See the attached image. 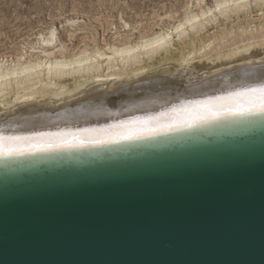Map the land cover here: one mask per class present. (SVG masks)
Masks as SVG:
<instances>
[{
	"label": "water",
	"instance_id": "obj_1",
	"mask_svg": "<svg viewBox=\"0 0 264 264\" xmlns=\"http://www.w3.org/2000/svg\"><path fill=\"white\" fill-rule=\"evenodd\" d=\"M0 264H264V116L0 162Z\"/></svg>",
	"mask_w": 264,
	"mask_h": 264
},
{
	"label": "bare ground",
	"instance_id": "obj_2",
	"mask_svg": "<svg viewBox=\"0 0 264 264\" xmlns=\"http://www.w3.org/2000/svg\"><path fill=\"white\" fill-rule=\"evenodd\" d=\"M215 3L194 0L182 16H168L174 20L145 33L140 31L135 39L117 38L101 46L92 35L93 45L86 42L73 52L68 41L79 29L74 28L78 25L75 18L65 21L74 28L67 35L68 41L58 37L59 29L54 26L37 33L35 45L16 58L0 57V132L19 135L97 128L137 116H155L187 100L223 95L260 82L264 79V3L247 0L205 16V10L211 11ZM253 6L260 11L258 21L224 22L231 16L243 15L245 19ZM196 15L202 18L176 33L177 25ZM221 19L223 26H216ZM211 26H216V31L208 32ZM207 28L208 33H203ZM168 32L173 35L165 44L143 46ZM256 116L264 115L229 116L141 139L0 157V162L148 143Z\"/></svg>",
	"mask_w": 264,
	"mask_h": 264
},
{
	"label": "rangeland",
	"instance_id": "obj_3",
	"mask_svg": "<svg viewBox=\"0 0 264 264\" xmlns=\"http://www.w3.org/2000/svg\"><path fill=\"white\" fill-rule=\"evenodd\" d=\"M193 1L0 0V57L16 58L21 52L35 45L37 33L45 32L51 26L58 28V37L67 41L68 33L73 32L76 27L79 28L75 30L72 41H68L71 52L84 46L86 42L93 45L92 37H90L92 35L101 46L104 41L113 42L117 38L124 39L128 36L135 39L140 31L145 33V30L149 31L151 28L158 27L159 24H168L174 20L168 16L173 18L182 16L187 5L192 4ZM208 1L211 2V0ZM253 9L250 7L248 10L251 11L248 12L251 14H248L250 18L248 15L245 19L243 15L242 18L231 16L224 22L235 24L247 19L256 22L259 20L257 14L260 11L257 13L254 6ZM70 18L77 20L78 25L74 28L66 26L65 21ZM125 22L129 25H125ZM222 22V19L217 20V25H214H221ZM216 26L209 27L210 30L204 29L203 33L207 30L211 33L216 31ZM222 26L223 24L220 27Z\"/></svg>",
	"mask_w": 264,
	"mask_h": 264
},
{
	"label": "snow or ice",
	"instance_id": "obj_4",
	"mask_svg": "<svg viewBox=\"0 0 264 264\" xmlns=\"http://www.w3.org/2000/svg\"><path fill=\"white\" fill-rule=\"evenodd\" d=\"M261 2L264 3V0ZM244 3H247V0H216L211 11L205 10L204 15L219 13L221 10L229 9L233 4L239 6ZM201 18L200 15L188 17L176 26V33H181ZM172 35V32H168L155 37L151 42H145L143 46L145 48L161 46L170 40ZM254 115H264V79L255 84L238 87L223 95L184 101L155 116H137L102 127L55 133L37 131L19 135H5L0 132V157L21 156L58 148L113 144L191 128L224 117Z\"/></svg>",
	"mask_w": 264,
	"mask_h": 264
}]
</instances>
